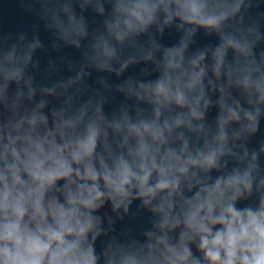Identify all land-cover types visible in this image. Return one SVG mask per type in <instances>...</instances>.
Masks as SVG:
<instances>
[{
    "label": "clouds",
    "instance_id": "1",
    "mask_svg": "<svg viewBox=\"0 0 264 264\" xmlns=\"http://www.w3.org/2000/svg\"><path fill=\"white\" fill-rule=\"evenodd\" d=\"M19 4L0 264H264V0Z\"/></svg>",
    "mask_w": 264,
    "mask_h": 264
}]
</instances>
